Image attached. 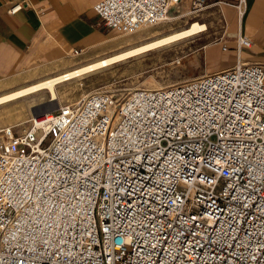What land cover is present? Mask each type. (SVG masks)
<instances>
[{
    "label": "built area",
    "instance_id": "2783aa9c",
    "mask_svg": "<svg viewBox=\"0 0 264 264\" xmlns=\"http://www.w3.org/2000/svg\"><path fill=\"white\" fill-rule=\"evenodd\" d=\"M182 1L92 7L129 34ZM251 42L239 34L238 50ZM0 264H264V62L239 53L196 77L94 91L1 125Z\"/></svg>",
    "mask_w": 264,
    "mask_h": 264
},
{
    "label": "rangeland",
    "instance_id": "374dc122",
    "mask_svg": "<svg viewBox=\"0 0 264 264\" xmlns=\"http://www.w3.org/2000/svg\"><path fill=\"white\" fill-rule=\"evenodd\" d=\"M188 1L172 7L169 19L134 33L122 34L107 28L99 41L78 53L75 52V48L69 47L64 56L47 58L40 56L35 50L29 51L8 76L36 66L41 70L37 76L38 79L43 78L49 74H58L65 69L120 52L172 31L188 28L195 21L206 26L198 33H193L194 35L173 40V43L170 41L160 44L153 47L154 49L149 48L141 51L142 53H137L138 55L120 59L110 64L111 66L97 67L89 70L92 72L87 71L86 74L79 75L80 77L64 80L56 84L57 97L52 101L50 100L51 92L45 89L28 98H20L0 105V126L26 124L33 115L46 111L42 108L47 104L82 101L86 95L94 91L106 90L122 96L135 87H158L219 69L214 65L218 51L223 50L222 44H228V39L233 37L232 32L227 30L229 24L221 15L218 4L207 7L208 3H206V7L197 10ZM29 56L35 57L36 60L26 64V58ZM50 65L53 67L52 70H47ZM57 65L61 68H56Z\"/></svg>",
    "mask_w": 264,
    "mask_h": 264
},
{
    "label": "crops",
    "instance_id": "0c3cea01",
    "mask_svg": "<svg viewBox=\"0 0 264 264\" xmlns=\"http://www.w3.org/2000/svg\"><path fill=\"white\" fill-rule=\"evenodd\" d=\"M15 1L0 0V94L78 67L39 79L37 76L41 70L36 66L8 76L29 51L35 50L47 58L64 56L69 47L83 50L92 46L107 29L92 7L96 0H27V5L11 12L9 7ZM238 2L206 0L207 7L218 4L221 15L229 24L227 30L233 35L228 39V48L218 51L215 68L230 66L237 60L239 53L245 59L264 62V0H244L240 13ZM239 34L247 35L252 40L249 46H243L240 51L237 47ZM34 60L35 57L29 56L25 63ZM52 68L50 65L47 70ZM56 68L61 67L57 65Z\"/></svg>",
    "mask_w": 264,
    "mask_h": 264
},
{
    "label": "bare ground",
    "instance_id": "6f19581e",
    "mask_svg": "<svg viewBox=\"0 0 264 264\" xmlns=\"http://www.w3.org/2000/svg\"><path fill=\"white\" fill-rule=\"evenodd\" d=\"M242 8L243 7L241 6L239 9V13L242 11ZM204 28H206V26L204 24H201L199 22H194L188 28L172 31L166 35L156 37L154 39H151L150 41H145V42L140 43L138 45H135L133 47L124 49L120 52L111 54L109 56H105V57L96 59L90 63L83 64V65L78 66L76 68H73L71 70L65 71L61 74L49 76V77L43 78L41 80H38L37 82L28 84V85L20 87V88H17L15 90L5 92L3 94H0V105L6 104V103L11 102V101H15L16 99L28 98V97L32 96L33 94L39 93L40 91H43L45 89L51 92L52 96H51L50 100L52 101L53 99H56V97H57L56 84H58L60 82L62 83V81L64 82V80L67 81V79H69V80H70V78L73 79V77L79 76V75H81L87 71L92 72L89 70L95 69L97 67H102V66L104 67V66L110 65V64H112V63H114L120 59L129 57V56L137 54V53H142L141 51H144V50L149 49V48H153V47L158 46L160 44L167 43L170 41L172 42L173 40L179 39L181 37L183 38L184 36L191 35L195 32L198 33V31L203 30ZM165 46H166V44H165ZM55 106H58V104H56V105L55 104H47L44 108H42V110L47 111L48 109H51L52 107H55Z\"/></svg>",
    "mask_w": 264,
    "mask_h": 264
}]
</instances>
